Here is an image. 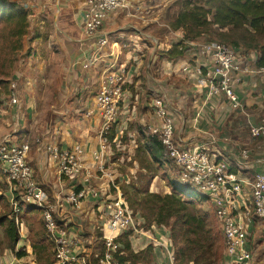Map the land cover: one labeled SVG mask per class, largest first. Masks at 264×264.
I'll use <instances>...</instances> for the list:
<instances>
[{"label":"built area","instance_id":"built-area-1","mask_svg":"<svg viewBox=\"0 0 264 264\" xmlns=\"http://www.w3.org/2000/svg\"><path fill=\"white\" fill-rule=\"evenodd\" d=\"M130 2L131 0H85L83 30L87 37L97 39L100 50L109 45L117 46L107 35L99 36L104 33V26L111 14L118 11L129 13L132 10ZM187 43L189 42L185 41L184 44ZM194 48L198 50L197 58L202 62H198L195 67L199 86L206 87L210 97L224 94L232 106L239 109L241 104L235 85L242 83L244 76L251 72L252 62L258 60L257 54L219 42H204L196 44ZM118 61L119 58L105 68L96 95L100 130L98 150L94 153V158L100 163L96 172L102 174L99 183L91 173L83 178L86 172L84 149L80 144L64 149L58 142L61 135L59 128L51 132L49 141L42 137L34 139V143L39 145V151H43L48 161L57 166L60 178L75 181L74 187L54 199L38 183L35 171L29 163L32 151L31 135L21 131L22 129L17 130L20 128L19 115L14 129L15 136L10 134L0 141L2 174L11 186L15 184V191L21 192L27 205L42 212L46 229L57 247L59 264H78L79 261L73 254L77 243L69 237L68 227L61 226L56 219L57 211L64 207L80 209L84 203H93L99 209L104 220L102 231L109 249L105 260H101L100 264H116L111 254L117 249L114 246L116 236L110 238L106 231L118 233L136 229L134 213L121 191V183L115 179V172L106 168V162L113 155V145L119 150L122 149L124 132L128 131V123L132 121L127 117L121 125L119 123L122 112L128 109L130 96L126 86L130 70L127 66H120ZM95 64L92 61L90 67ZM259 69L264 72V67ZM83 90L77 94L81 97L78 99L80 102L84 99ZM18 97L17 86L13 84L10 95L3 96L0 100V117L8 114V105L20 107ZM80 106L83 108L82 102ZM152 106L155 119L142 127L138 137L145 135L148 138H157L163 147V161L174 165L180 182L199 192L211 204L214 215L223 228L227 264H254L250 233L259 223H264V176L257 175L253 179L242 177L226 161L212 155L208 144L188 148L177 139L175 121L168 108L167 99L160 96L153 101ZM86 116L90 117L91 113ZM115 126L116 134L111 141L110 135ZM20 132L19 142L16 138ZM250 136L255 140H264V121L251 127ZM129 137L136 144L137 136L131 133ZM241 158L242 161L249 160L250 151L242 150ZM91 180H95L97 185ZM12 203L19 214L14 198ZM171 260L175 261L173 254Z\"/></svg>","mask_w":264,"mask_h":264},{"label":"crops","instance_id":"crops-1","mask_svg":"<svg viewBox=\"0 0 264 264\" xmlns=\"http://www.w3.org/2000/svg\"><path fill=\"white\" fill-rule=\"evenodd\" d=\"M145 1L131 0L132 10L129 13L119 12L111 14L104 26V33L99 37L107 35L113 44H117L115 47L109 45L100 50L97 39L87 37L82 29L83 25H80L77 21L74 23V35L70 33L65 34L63 40L58 37V44L60 46H63V42L66 44L68 40L69 45L72 47L70 52L72 57L74 56V71L81 72L82 74L89 71L97 77V81L88 83L91 85L96 82V86L83 87L76 92L78 94L83 89V91L87 92L85 93L87 97L81 99L83 108L80 106V100L76 97L71 105L72 108L69 106V110L61 113L62 128H60L61 135L58 137V142L61 143L64 149H70L74 145L80 144L84 149V163L86 166L83 178H86L91 173L94 178L98 179L99 183L102 174L96 172L100 163L94 158V153L98 150V133L100 130V119L97 115L96 106V95L100 83L99 78L103 75L105 68L118 58L120 66L133 65L130 69V77L126 86L129 98H132L133 94L130 88L134 81L133 77L137 78L143 63H145V56L148 55V64L157 65L159 61H162L167 67L170 64L173 65L171 72L173 76L170 77V81L163 83L165 89L160 86L159 88L168 97V108L175 121L177 139L182 141L188 148L208 144L212 155H216L220 160L226 161L234 168L236 173L244 178L253 179L257 175L264 176V140H255L250 136L251 127L264 121V72L258 68V60L252 62L251 72L244 76L242 83L235 85V91L241 104L239 109H235L224 94L210 97L208 95L209 90L206 87L199 86L197 82L198 76L194 68L196 65L194 58L198 56V50L194 46L200 44V42L187 43L188 52L181 59L170 60L166 58L165 53L161 59L159 56L161 49L164 52H168V49L172 46L185 43L186 40L183 32H174L170 29L169 25H163L167 34L164 31L158 34L154 30L152 31L154 33L144 34L141 32L140 25H135V22L122 23L123 18H120L122 13H125L127 20L134 18L146 23H158L157 19L146 18L147 9H150L152 5L145 6ZM162 33H165L164 37H160ZM58 36L63 37L61 32ZM169 44H172L170 48H168ZM164 46L168 49L164 48ZM92 61L96 62V64L90 67ZM199 62L202 63L201 60ZM94 88L96 94L92 96ZM19 103L21 106V101ZM131 105L135 109L133 119L144 125L145 119H142V114L139 117L136 115V112H138L137 106L133 104V101H131ZM12 108L14 107L11 106ZM87 113H91V116L87 117ZM9 114L13 116L11 111L5 116ZM122 114L125 113L122 112ZM5 116L0 117V141L11 134V120L5 121ZM122 119L124 120L125 117H122ZM154 119L153 113L152 116L149 114V120L148 118L147 120L153 121ZM66 121H69L70 124H67L68 122L65 123ZM132 133L138 134L136 132ZM50 134L47 133L42 138H47V141H49L48 137H50ZM18 140L20 142L21 138ZM33 146L37 145H32L29 163L44 190L52 199L68 192L73 187L75 181L60 178L57 166L48 161L47 155L43 151L40 152L39 148H33ZM244 149L250 151V159L246 161L241 160V152ZM109 162L110 160L106 162V168L112 172H116L112 169V164ZM91 181L97 185L95 180ZM56 219L61 226L68 227L73 236H76L75 242L77 243V248L75 252L73 250V254L79 258L78 264H92L91 256L94 254L96 245L99 240H103L104 238V235L101 233L104 220L100 215L99 209L93 203H84L80 209L64 207L57 211ZM256 227L264 229V223H259ZM161 230L156 227L154 229L155 233L151 235L152 240L149 242L146 239L140 238L136 244L134 240L133 247L135 252L144 251L153 243L157 247L156 249L154 247V261L152 264H175V261L171 260L173 253L169 246V231ZM160 233H162V236H160ZM26 235L27 230L22 234L16 254L9 251L11 253L10 256H0V264L27 263L24 260L25 257L22 259L17 257V253L20 250H24L25 246V248L30 249L26 242ZM142 241L147 245H142ZM27 252L29 253L30 251ZM97 255L98 253L94 254V257H97ZM254 256V264H264L263 251L261 253L255 252ZM94 262L93 264H96V259H94Z\"/></svg>","mask_w":264,"mask_h":264},{"label":"rangeland","instance_id":"rangeland-1","mask_svg":"<svg viewBox=\"0 0 264 264\" xmlns=\"http://www.w3.org/2000/svg\"><path fill=\"white\" fill-rule=\"evenodd\" d=\"M6 1V8L26 13L28 17V26L26 27L25 25V35L23 37L16 36L17 34L12 35L8 28L0 30V100L3 96L10 95V89L13 84L17 86V92L19 94L18 101H21V106L18 109L17 106L11 109V106L8 105L7 110L8 112L11 111L13 116L9 114L5 116L4 120H11L10 132L12 136H15L14 129H16V124L18 122L17 116L21 115L19 120L20 128H17V130L19 131L22 129L21 131L31 135L32 147V145L35 144L34 139L37 137H43L45 134L51 133L57 128H62L61 113L69 110V106L72 108L71 105L77 97L76 92L78 89L96 86V82L91 85L88 84L97 81V77L94 74L89 71L85 74L74 71V56L72 57L70 52L72 47L69 45V41L67 40L66 44L63 42V46L58 44V37L63 40L65 34L70 33L74 35V23H76V21L80 25H83L85 0ZM187 1L199 2L206 0H150V2L147 0L145 6L152 5V7L147 9L148 12H146L147 14L145 13V16L146 18L157 19L158 23L154 24L134 18H129L127 20V18H125V13H122L120 18H123L122 23H131V21H133L135 25H140L141 32L144 34H151L153 30L158 34L161 33V31L166 33L163 25H169V23L181 12L183 5ZM119 12L120 11L116 13ZM60 32L63 37L58 36ZM165 33H162L160 37H164ZM208 37L210 42L224 43L216 34L208 35ZM261 41L264 44V36H262ZM171 45L172 44H169L168 48H170ZM164 48H166V46H164ZM164 53V50L161 49L159 52L161 59ZM148 58L149 56L146 55L144 59L145 63H143L140 73L137 78H135V76L133 77V84L131 88L129 87L133 97L129 98V108L123 111L125 114H122V117H129L132 120L131 123H128V125L131 126V131H127L128 135H130L129 132L140 133L144 125L152 122V120H148L149 114L152 116L150 112L153 109L152 104L155 99L164 96L168 101L167 95L160 90L159 86L165 89L163 83L170 81V77L173 76L171 74L173 65L170 64V66L167 67L162 61H159L157 65L148 64ZM132 66L133 65L128 64L127 69L130 70ZM84 93L87 92L84 91ZM92 93V96L96 94L95 88L92 90ZM85 97L87 96L85 95ZM131 101L137 106V117L142 114V119H145L144 125H141L133 119V112H135V109L132 108ZM5 106L7 107V104ZM71 108L70 110H72ZM65 123L70 124L69 121ZM120 123H122V121ZM133 135L137 136L138 147L140 146V149L142 148V150H139V153H137L136 144L133 143V139L126 136L123 143L127 145V149H115L113 150V155L109 157L112 169L116 171L115 179L118 183L123 181L121 184L123 195V186L126 185V177H128L131 182V185H126V188H129L126 192L129 193L131 197H134L137 192L141 193L143 191L145 185L147 186V182L151 175H154L157 179L155 178L156 180H153L150 189L161 195L168 194L170 192L168 181L170 180L176 183V180H178V177L176 178L177 173H175L174 165L171 162H164L162 157L157 160L154 156H151L153 153L149 151V148L152 147L151 144H155V140L157 139H148L145 135L141 137H138V134ZM17 136L18 138L16 139H19L21 132L18 133ZM37 147H39V145L33 146V148ZM164 164H167V167ZM7 184H9L7 179L0 173V193L6 192V187H8ZM152 186L154 187L151 188ZM182 189L188 192L191 191L189 189ZM195 192L200 196L199 192ZM192 210H201L203 214L209 217L214 213L211 204L208 203V201H201L200 199L197 201L196 208L193 207ZM2 213L3 211L0 208V214ZM134 220L136 229L133 231L134 234L132 235L133 243L135 240L137 244L140 238L143 240L146 239L148 242L151 241V235L155 233L154 229L156 227L154 226L151 231H146L143 226L145 223L144 219L140 220L139 217L137 219L136 215H134ZM165 230L166 229L163 228L161 231ZM106 234L110 238L117 235V233L112 234V232L109 231H106ZM250 234V248L254 254L255 252H264V229L260 227L253 228ZM160 236H162V233H160ZM0 237L2 238V236ZM2 241L4 243V240ZM3 243L0 242V256H10L11 253L9 251H4L3 247L5 245L3 246ZM144 244L146 243L143 242L142 245ZM25 247L24 250L20 251L26 252L24 259L27 261L26 264L36 263V258H34L31 248L27 249ZM26 249L30 252L28 253ZM104 250L106 253L109 251L108 247L103 244V240H99L94 254L102 253ZM133 250L135 251L134 247ZM94 254L91 256L92 264L95 263L94 259H97L94 257Z\"/></svg>","mask_w":264,"mask_h":264},{"label":"trees","instance_id":"trees-1","mask_svg":"<svg viewBox=\"0 0 264 264\" xmlns=\"http://www.w3.org/2000/svg\"><path fill=\"white\" fill-rule=\"evenodd\" d=\"M6 4V0H0V30L8 28L12 35L17 34L16 36L23 37L25 35V25L28 26L26 13L8 9L5 6ZM169 27L174 32H183L185 40L188 42H210L208 35L216 34L230 47L257 54L258 68L264 67V44L261 41L262 36H264V0L187 1L181 12L169 23ZM187 52V46L182 43L168 49L165 56L170 60H178L183 58ZM194 60L196 67L200 60L197 57ZM76 96L78 99L81 98L77 94ZM152 113L154 114L153 109ZM124 120L121 119L120 122ZM116 130L117 127H113L110 135L111 141L114 139ZM128 131H131L129 125ZM126 136L129 135L124 132L123 146L120 150L127 149V145L123 143ZM155 141V144H151L152 147L149 148V151L153 153L151 156H154L157 160L162 157L163 160V147L158 139ZM115 149L117 147L113 145V150ZM139 150H142V148L140 149L137 144V153H139ZM164 165L167 167V164ZM0 173L2 174L1 167ZM175 173H177L176 168ZM177 177L176 183L168 181L170 192L161 195L150 189L151 183L156 178L151 175L147 186L145 185L143 191L141 193L137 192L134 197L126 192L129 189L126 188V185H131L130 179L126 177L127 181H125L126 185L123 186V191L130 209L137 219L138 217L140 220L144 219L143 226L146 231H151L154 226L169 231V246L175 258V264H227L222 225L213 215L214 213L212 214L213 217H209L203 214L201 210H192L193 207L196 208L198 199L201 201H207V199L203 195H200L202 197L198 196L194 189L192 190L182 184L178 174ZM122 183L123 181H121ZM7 185L6 192L0 193V208L3 211L0 214V236H2L0 242L3 243L2 240H4V251L16 254L22 234L27 230L26 242L36 258V263L59 264L57 247L46 229L42 212L25 203L21 192L15 191V184L12 186ZM182 188L193 192H188ZM13 198L18 205L19 214L16 213L13 206ZM67 231L69 237L76 240V236H73L70 230ZM101 233L104 235L103 231ZM133 234V231H128L118 232L115 235L114 244L117 249L111 252L113 262L116 264H152L154 261V247L156 249L157 245L152 243L144 251L136 253L133 250ZM103 244L107 246L105 235ZM25 255V251L17 253V257L20 259L24 258ZM106 255L105 250L98 253L96 264H100L101 260H105Z\"/></svg>","mask_w":264,"mask_h":264},{"label":"bare ground","instance_id":"bare-ground-1","mask_svg":"<svg viewBox=\"0 0 264 264\" xmlns=\"http://www.w3.org/2000/svg\"><path fill=\"white\" fill-rule=\"evenodd\" d=\"M113 234V233H112ZM109 237V236H108Z\"/></svg>","mask_w":264,"mask_h":264}]
</instances>
